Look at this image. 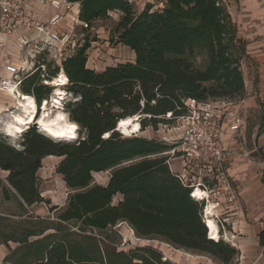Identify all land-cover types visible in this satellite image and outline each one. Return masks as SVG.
Returning <instances> with one entry per match:
<instances>
[{
  "label": "trees",
  "instance_id": "1",
  "mask_svg": "<svg viewBox=\"0 0 264 264\" xmlns=\"http://www.w3.org/2000/svg\"><path fill=\"white\" fill-rule=\"evenodd\" d=\"M71 1L79 4L82 34L117 12L109 41L128 48L134 60L101 72L89 69L91 42L83 37L58 65L42 61L44 70L38 67L22 80L21 94L31 96L38 110L52 90L43 82L64 73L66 91L75 98L65 104V114L77 125L79 138L55 142L34 127L20 134L17 147L0 138V170L7 172L11 189L2 194L5 201L13 196L23 211L15 221L0 215V245L16 244L0 264H171L150 247L119 252L86 234L103 233L118 223L127 224L139 239L235 264L238 251L208 237L203 202L170 171L165 154L174 146L123 137L116 130L120 120L134 116L139 117L140 131L172 127L187 114L189 101L243 96L245 43L226 3L161 0V8L148 4L136 13L130 0ZM51 156L61 158L55 173L72 192L55 224L28 217L24 210L45 203L38 171ZM104 172H109L106 185L94 184L93 175ZM117 196L121 199L113 204ZM259 245L264 254V227Z\"/></svg>",
  "mask_w": 264,
  "mask_h": 264
},
{
  "label": "built area",
  "instance_id": "2",
  "mask_svg": "<svg viewBox=\"0 0 264 264\" xmlns=\"http://www.w3.org/2000/svg\"><path fill=\"white\" fill-rule=\"evenodd\" d=\"M35 7L49 8L52 16L43 22L34 11ZM70 0H0V93L8 94L13 90L21 94L20 85L24 78L32 74L39 65L38 58L47 51L55 49L54 57L60 61L74 53L77 43L74 32L58 33L55 28L64 20L65 12L70 11ZM35 33L32 39L26 33ZM13 46L19 53L27 51L28 58L18 60L8 52ZM232 101L187 102V114L176 119L172 127L161 126L174 133V147L165 155L183 162L182 172L177 178L192 189L191 196L199 189L205 195V202L210 197L227 196L234 199V191L228 177L227 162L241 153L225 145L221 136L219 118L225 116L228 130L235 136L244 124V116L236 117L228 110ZM170 114L167 115V118ZM160 127V126H159ZM171 129V130H170ZM169 144L166 139H158ZM264 153V149H263ZM245 155V154H242ZM211 182V187L203 183ZM217 204V203H216Z\"/></svg>",
  "mask_w": 264,
  "mask_h": 264
},
{
  "label": "rangeland",
  "instance_id": "3",
  "mask_svg": "<svg viewBox=\"0 0 264 264\" xmlns=\"http://www.w3.org/2000/svg\"><path fill=\"white\" fill-rule=\"evenodd\" d=\"M154 7L158 8V0H153ZM138 13V11L136 12ZM114 15L109 20H104L93 24V28L82 34V27H75L74 32V42L81 44V39L87 38L90 43V48L88 49L87 55V67L97 72L103 71L107 67L115 66L119 63L131 62L132 61V52L129 49L110 43V30L114 26ZM83 35V36H82ZM55 55L50 50L43 52V55L38 58V61L41 63H52L53 65H58L59 60L54 57ZM44 70V69H43ZM243 79L247 81L248 71L246 68L242 70ZM57 77V76H56ZM54 79V78H53ZM53 80L49 82H43V84L51 87V94L47 101L45 113L48 114L49 119H57V114H63L62 119L60 118L58 123H68V117L65 113V104L68 102H73L75 98L66 91L67 86L63 87H54L51 85ZM60 90V94L58 91ZM55 91V92H54ZM56 98L59 102V107L54 106L51 101L53 95L56 94ZM18 97V96H17ZM234 99L232 101H236ZM1 108H0V138L8 142V144L16 146L17 141H20L19 135L18 140L11 141L7 138L3 132L5 131V124L11 120L10 115L12 113H19L18 108L15 103H13L10 98L7 96L1 97ZM43 104L41 103L38 110L36 109L34 114L35 120L30 126L34 127L38 132L40 128L38 125V119L44 114ZM57 111V112H56ZM50 114V115H49ZM56 114V115H55ZM50 116V117H49ZM65 116V117H63ZM65 118V119H64ZM52 119V120H53ZM3 120V121H2ZM4 129V130H3ZM119 134L125 137L118 128H116ZM171 130V129H170ZM174 133L168 132V129L163 127H158L157 130H152L151 128H145L143 131H140L137 134H133L130 137L137 136L143 137L146 139H160L164 138L167 140L169 145L173 143L172 138ZM107 137V135H105ZM79 138V133L76 134V139ZM13 143V144H12ZM17 147V146H16ZM254 160L256 165L257 172L259 173L262 180H264V153H256L251 157ZM58 162V159L48 158L45 159L42 163V167L39 170V190L41 192L42 198L45 200V203L35 204L31 207H28L25 210L28 217L39 218L40 220L49 221L51 223H56L57 214L61 209L66 205L69 195L72 193L69 191L59 175L55 173V164ZM169 163L173 166H178L179 162L176 159H171ZM109 178V172L98 173L93 175V183L105 185ZM211 184V182H209ZM1 187V185H0ZM119 200V196L115 197L113 204H116ZM217 203V204H216ZM232 201L229 200V197L225 196L223 201L217 200L216 197H210L208 200L203 202V217L205 216L204 211L208 206H212V215L213 219L217 225L219 232V240L229 244L234 247L238 252L247 251L250 253V261L246 263H241V261L234 262L235 264H264V257L259 255L260 249L256 245V242L251 236V238H246L245 242H242L243 235H240V232L234 231L230 225L232 222L231 209L228 208L232 205ZM56 208V210H54ZM22 209L20 208L17 200L12 198L10 201H5L0 197V214L5 216H11L15 221L18 220V216L21 215ZM74 231L76 228L70 226ZM87 235L96 236L98 239L103 240L108 245L112 246L119 252H132L137 248L150 247L162 255V261H167L171 264H219L214 259L206 255H199L193 252H188L185 250L174 249L173 247L159 241L151 239H139L137 238L130 227L125 223H118L114 227L108 228L105 232H87ZM106 240V241H105ZM16 244L9 243L8 248L14 249ZM8 248L6 246H0V263L3 258L8 253Z\"/></svg>",
  "mask_w": 264,
  "mask_h": 264
},
{
  "label": "crops",
  "instance_id": "4",
  "mask_svg": "<svg viewBox=\"0 0 264 264\" xmlns=\"http://www.w3.org/2000/svg\"><path fill=\"white\" fill-rule=\"evenodd\" d=\"M130 1L134 6V10L138 11V13L148 4L154 6L153 0ZM223 1L226 3L229 14L236 24L238 38L245 43L246 56L242 64V70L246 68L248 71L247 81L244 80L245 89L243 96L236 101H232V105L228 110L236 117L244 116V124L233 137L228 130V121L225 116L219 118L221 136L225 145L236 151L240 150L239 153H241L230 158L226 165L231 187L234 191L233 204L228 207L231 209L230 216L232 217L230 225L234 231H238L240 235L244 236L241 239L242 242H245L246 238L253 236L256 245L260 249L259 255L264 257L263 248L259 245V235L264 227V180L261 179L254 160L251 159L257 152L262 153L264 149V0ZM70 2L72 3L71 10L65 12L64 20L55 28L58 33L75 32V27L84 26L78 21L79 4L71 0ZM162 5L163 2L158 0V8H161ZM34 11L43 22H46L53 14V11L49 8L35 7ZM113 15V21L116 23L119 19V14L112 12L109 14V19ZM34 35L33 31L26 33V37L29 39H32ZM6 50L15 59L28 58L27 51L29 49L19 53L10 45ZM51 52H55V49L50 50ZM2 53L0 52V61ZM133 60L134 55L132 53ZM0 74H2L1 70ZM4 96L10 98L13 103L17 100L15 96L12 98L9 94L0 93V108L2 106L1 97ZM48 158L58 159L55 164L56 169L61 158L51 156L45 159ZM176 161L179 162V165L175 167L169 163V168L173 174H180L183 162L180 159H176ZM7 175V172L0 170V197L3 200V189H10L6 182ZM203 183L211 187V184L206 179H203ZM223 198L224 196H219L217 200L223 201ZM120 199L121 197L119 196ZM0 215L5 216L3 214ZM6 217L11 218V216ZM238 253L236 263L239 261L241 263L250 261L251 255L249 252L240 251Z\"/></svg>",
  "mask_w": 264,
  "mask_h": 264
},
{
  "label": "bare ground",
  "instance_id": "5",
  "mask_svg": "<svg viewBox=\"0 0 264 264\" xmlns=\"http://www.w3.org/2000/svg\"><path fill=\"white\" fill-rule=\"evenodd\" d=\"M66 83H67V78L64 75V73L61 72L56 78L53 79V82L51 83V85H53L54 87H63L66 85ZM57 91H58V94L61 93L60 90H57ZM8 94L11 95L12 98H14L13 96L17 98V100H15V105L18 108L19 113L18 114L12 113L10 115L11 120L5 124V131L3 132V134L7 138H9L11 141H15L18 139V135L20 136V134H22L25 130H27L29 126L35 120H37V119H34V114H35L37 107H36L34 99L31 96L16 94L13 92V90H9ZM56 95L57 93L53 95V99L51 103L54 106L59 107L60 104L57 101L59 99L56 98ZM46 104H48L47 101H44V104H43L44 114L38 119L40 133L55 142L74 141L76 139V134H77V129H78L77 125L72 122L58 123L57 119L59 120L63 114L62 115L55 114L57 119H53V118H52L53 120L49 119L48 114L45 113L47 111L45 109ZM59 121H62V120H59ZM117 128L120 131H122V134L125 137H130L131 135L137 134L140 132V125H139V122L136 116L120 120L117 124ZM193 198H195V200H204L205 195L202 194V192L199 189H196L194 192ZM204 214L205 216L203 217V220H204V223L208 231V237L211 240L218 241L219 232H218L217 225L213 219L211 205L205 209Z\"/></svg>",
  "mask_w": 264,
  "mask_h": 264
},
{
  "label": "water",
  "instance_id": "6",
  "mask_svg": "<svg viewBox=\"0 0 264 264\" xmlns=\"http://www.w3.org/2000/svg\"><path fill=\"white\" fill-rule=\"evenodd\" d=\"M137 119H139V117H137Z\"/></svg>",
  "mask_w": 264,
  "mask_h": 264
}]
</instances>
